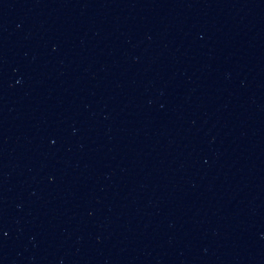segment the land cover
I'll return each instance as SVG.
<instances>
[{
  "label": "water",
  "instance_id": "95a60500",
  "mask_svg": "<svg viewBox=\"0 0 264 264\" xmlns=\"http://www.w3.org/2000/svg\"><path fill=\"white\" fill-rule=\"evenodd\" d=\"M0 264H264V0H0Z\"/></svg>",
  "mask_w": 264,
  "mask_h": 264
}]
</instances>
